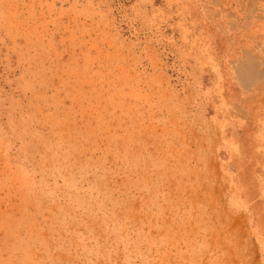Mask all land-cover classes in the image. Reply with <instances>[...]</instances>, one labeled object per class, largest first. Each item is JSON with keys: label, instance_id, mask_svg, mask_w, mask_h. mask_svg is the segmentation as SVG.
I'll return each instance as SVG.
<instances>
[{"label": "rangeland", "instance_id": "rangeland-1", "mask_svg": "<svg viewBox=\"0 0 264 264\" xmlns=\"http://www.w3.org/2000/svg\"><path fill=\"white\" fill-rule=\"evenodd\" d=\"M0 264H264V0H0Z\"/></svg>", "mask_w": 264, "mask_h": 264}]
</instances>
